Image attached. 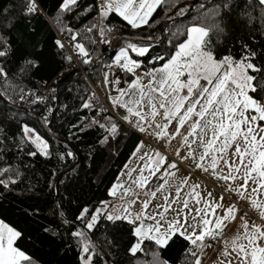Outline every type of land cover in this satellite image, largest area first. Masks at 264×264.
<instances>
[{
  "label": "snow or ice",
  "instance_id": "1",
  "mask_svg": "<svg viewBox=\"0 0 264 264\" xmlns=\"http://www.w3.org/2000/svg\"><path fill=\"white\" fill-rule=\"evenodd\" d=\"M165 3L167 0H56V14L51 19L63 39L51 41L47 49L24 59L20 69L22 74L46 71L49 79L56 76V86L50 87L47 96L8 83V65L18 50L11 36L0 31V80L6 85L0 91V102L17 111L23 105L44 106L35 123L13 116L15 132L0 127V200L34 193L30 182L25 186L24 171L5 159L13 149L16 154L46 161L54 155L62 162L77 159L67 144L54 153L36 123L51 130L56 111L51 101L58 99L57 87L65 75L59 69L65 63L71 68L79 62L102 72L107 106L94 103L95 92L80 95V106L95 110V115L73 124L75 134L100 130L98 144L110 152L119 151L114 143L118 136L139 134L142 138L132 157L140 164L120 174L125 181L118 177L110 186L111 202L84 201L71 219L57 202L52 214L58 219L42 227L53 238L50 243L59 241L58 251L71 252L72 264H113L105 247L114 248L115 237L126 238L124 252L136 264H169L160 253L177 245L184 257L182 264H202L210 242L224 240L222 255L227 264H264V53L257 62L258 53L247 43L240 45L238 54L226 45L236 27L264 25V0H198L179 8L176 16L190 17V21L171 31L166 47L152 35L139 42L113 39L114 28L106 23L113 14L138 29ZM49 11L46 0H20L19 14L24 18ZM93 13L87 25L71 22L70 18L79 20ZM16 22L15 12L0 9V28L10 32ZM66 42L73 55L67 54ZM100 46L111 49L105 53L107 60L100 54ZM157 48L161 51L153 54ZM8 87L13 91L19 87V91L9 95ZM69 135L74 133L70 130ZM91 152L92 148L89 155ZM181 169L185 174L178 177ZM67 171L58 175L60 170L53 168L45 176L44 188L57 201ZM134 172L138 173L135 177ZM192 175L216 180L217 192L189 183ZM225 195L234 202L225 206ZM240 201H247L255 210L259 223L248 211L237 208ZM32 207L28 215L38 216L39 206ZM238 212L240 229L224 239V229L237 219ZM102 229L103 240L98 243ZM27 235L26 229L0 219V264H39L22 247Z\"/></svg>",
  "mask_w": 264,
  "mask_h": 264
},
{
  "label": "trees",
  "instance_id": "2",
  "mask_svg": "<svg viewBox=\"0 0 264 264\" xmlns=\"http://www.w3.org/2000/svg\"><path fill=\"white\" fill-rule=\"evenodd\" d=\"M46 2L50 10L48 14L37 18H24L19 14L20 0H0V9L7 8L10 14L15 12L17 17V22L10 32L0 28V31H4L6 35L11 36L14 47L18 50L17 56L8 65V83L35 92H39L46 84L56 80V76L49 79V74L46 71L39 73L32 71L26 74H22L20 71L24 59L33 58L36 52L47 49L51 41L58 38V28L51 19L56 14V0H46ZM197 2L198 0H167V3L162 4L152 15L149 23L138 29H132L130 25H127L122 18L115 14L109 17L110 22L106 23L109 27L114 28L112 33L114 40L139 42L142 38L152 35L158 40H163L162 47H166L167 38L170 36L171 31H175L177 26L186 25L190 21V17H178L175 13L179 8L195 5ZM86 3H91V0H86ZM169 6H171L170 10ZM94 15L93 13L84 16L79 20L70 19L73 24L84 26L93 20ZM242 43H247L255 49L258 53L257 62H259L260 54L264 53V25L257 22L250 27H236L226 41L227 48L233 54H238L241 51L240 45ZM160 51L161 48H157L153 54ZM99 52L102 55V53H110L111 49L100 46ZM59 71H64L65 75L61 77L62 83H59L57 87L58 99L54 108L56 109L53 113L55 119L51 125V130H46L38 123H36V127L52 144L54 153L64 150L65 144H67L77 154V159L62 162L54 155L51 161H46L43 158H31L16 154L15 149H13V152L8 154L5 159L24 171L25 186L30 182L34 188V193H25L19 197L12 196L6 200H0V205H2L0 207V219H5L13 226L26 229L29 235L24 239L22 247L29 254H32L39 261V264H72V253H65L63 249L58 251L59 241L56 244L50 243L53 238L43 233L42 227L48 226L51 221L58 219L52 214V209L55 208L57 202L62 205L65 215L71 219L78 205L84 201L95 203L99 199L110 200L108 194L110 186L121 174L136 144L141 139L139 134L120 135L114 142L119 151L116 152L113 149L110 152L107 146L98 144V138L101 135L100 130L93 128L75 134L76 129L71 127L73 124L95 115V110L83 109L80 106L81 101L78 97L80 95L86 97L95 92L93 85L97 86L100 83L102 72L81 63L79 67L74 64L71 68H68L67 63H65ZM5 86V82L0 80V91H3ZM19 87H16L15 91H13V87H8V94L16 95ZM69 88L72 89V92L68 91ZM85 88L88 89L87 92L81 91ZM94 103L101 104L97 95L94 98ZM62 104H66L68 107L65 109L61 107ZM22 108H26L27 112ZM43 110L42 105H23L19 106L17 111L13 106L0 102V127L7 128L9 133L15 132L17 123L10 120V117L15 116L21 122L35 123L37 116ZM70 130L74 135H69ZM90 148H92L91 155H89ZM24 165H28V168L25 169ZM73 167H75V171H71ZM53 168L60 170L58 175H63L64 170H68L64 175V183L59 189L61 195L59 201L54 196H49L47 189L44 188L45 176ZM42 189L43 192H41ZM19 191L20 189H17V192ZM33 205L40 208L39 215L35 217L28 215L33 211ZM98 235L100 236L98 243H101L103 229L101 234ZM109 239H113V237L110 235ZM115 242L116 246L114 248L108 249L105 247V251L108 252L107 259L111 260L113 264H136L135 260L129 258L124 252L126 238L115 237ZM160 255L162 259L168 260L169 264H182L184 259L179 245L170 250H162Z\"/></svg>",
  "mask_w": 264,
  "mask_h": 264
},
{
  "label": "crops",
  "instance_id": "3",
  "mask_svg": "<svg viewBox=\"0 0 264 264\" xmlns=\"http://www.w3.org/2000/svg\"><path fill=\"white\" fill-rule=\"evenodd\" d=\"M157 11V10H156ZM155 11V12H156ZM154 12V13H155ZM153 13V14H154ZM151 19V17H150ZM149 19V20H150ZM145 25H142L141 27H143ZM142 138V137H141ZM174 143V142H173ZM168 151H171V148L169 147L168 148ZM128 165V169H125V166L124 168L122 169L121 173L122 172H125L127 170H130L132 168H138L140 162L133 158L132 157V153L129 157V160L127 161L126 163ZM138 173H133V176H137ZM185 174V170L181 169L180 172L177 173V176H182ZM122 181H125L127 178L126 177H121V175L119 174L118 176ZM151 179V178H150ZM117 180V179H116ZM116 182V181H115ZM114 182V183H115ZM199 183L201 185V187L203 189H206V190H212L214 193L217 192L218 190V186H217V183L215 182H212L211 184H208L206 183L205 181H203L201 178H199L197 175H192L190 177V180H189V183ZM127 186V185H126ZM142 191V190H140ZM261 198H264V193H261ZM112 198L110 197V202H111ZM230 202H234L233 201V198L232 196H229V195H225L224 197V201H223V204L225 206H227ZM237 208L238 209H242L244 211H248L249 214L253 217V219L255 220L256 223H259V219L257 217V214L255 212L254 209L251 208V206L248 204L247 201H240L237 203ZM239 216H240V213L238 212L237 213V219L235 221H230L228 222V227H226L224 229V233H225V236H224V239H230L231 236L235 235L236 234V231L238 229H240V225H241V220L239 219ZM209 247H212L213 248V251L215 252L214 256L217 254V253H220V256H219V262L218 264H227V258L225 256L222 255L223 251H224V240H221V242L218 244V243H213V242H210V246ZM208 248V247H207ZM206 250V249H205Z\"/></svg>",
  "mask_w": 264,
  "mask_h": 264
},
{
  "label": "built area",
  "instance_id": "4",
  "mask_svg": "<svg viewBox=\"0 0 264 264\" xmlns=\"http://www.w3.org/2000/svg\"><path fill=\"white\" fill-rule=\"evenodd\" d=\"M57 35H58V38L63 39V36H62V34L60 32H57ZM66 48L69 49L68 54L69 55H73V52L70 50L71 46L69 44H67V42H66ZM102 55L104 56V59L107 60V56L104 53H102ZM75 64L78 67L80 66V63L79 62H77ZM52 86H56V85H53V82H50V83L46 84L38 93H42L45 96H47L48 93H49L50 87H52ZM93 86H94L95 93L97 94V96L99 98V101L101 102L102 105H104L106 107L107 106V102H106V99H105V91H104V93H101L96 85H93ZM56 95L58 96V90H57ZM56 102H57V100L51 101V106L53 108H55ZM43 108H44V106H43ZM197 176L199 178H201L203 181H205L206 183H208V184H211L212 182L217 183L216 180H214L210 176H207V175H197ZM155 186L156 185L153 184V187H155ZM217 186H218V184H217ZM220 242H221V240H219V242L213 241V243H218V244Z\"/></svg>",
  "mask_w": 264,
  "mask_h": 264
},
{
  "label": "rangeland",
  "instance_id": "5",
  "mask_svg": "<svg viewBox=\"0 0 264 264\" xmlns=\"http://www.w3.org/2000/svg\"><path fill=\"white\" fill-rule=\"evenodd\" d=\"M97 87L101 93H104V87H102L101 82L97 84ZM215 252L212 247L206 248L202 256V264H218L220 253L214 256Z\"/></svg>",
  "mask_w": 264,
  "mask_h": 264
},
{
  "label": "water",
  "instance_id": "6",
  "mask_svg": "<svg viewBox=\"0 0 264 264\" xmlns=\"http://www.w3.org/2000/svg\"><path fill=\"white\" fill-rule=\"evenodd\" d=\"M9 106H12V105H9ZM25 112H27V109L26 108H22ZM47 130V129H46Z\"/></svg>",
  "mask_w": 264,
  "mask_h": 264
}]
</instances>
